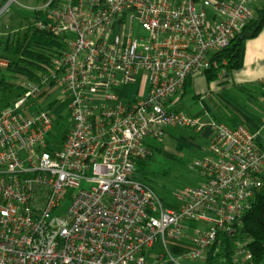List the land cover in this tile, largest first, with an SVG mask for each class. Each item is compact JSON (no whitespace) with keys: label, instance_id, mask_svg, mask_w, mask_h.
<instances>
[{"label":"built area","instance_id":"built-area-1","mask_svg":"<svg viewBox=\"0 0 264 264\" xmlns=\"http://www.w3.org/2000/svg\"><path fill=\"white\" fill-rule=\"evenodd\" d=\"M43 1L36 26L66 47L36 74L10 73L22 91L0 98V264H207L264 185V109L251 130L174 99L199 76L226 79L221 53L259 18L257 0ZM13 6L25 7L0 0V18ZM166 126L211 131L175 207L134 178ZM183 238L194 247L175 256ZM247 244L233 241L235 264H255Z\"/></svg>","mask_w":264,"mask_h":264},{"label":"trees","instance_id":"trees-1","mask_svg":"<svg viewBox=\"0 0 264 264\" xmlns=\"http://www.w3.org/2000/svg\"><path fill=\"white\" fill-rule=\"evenodd\" d=\"M257 7L259 18L253 21L245 30V32L252 33V38L259 36L264 30V5L260 7L257 5ZM43 17L44 13L42 11L22 9L19 6H15L6 14L7 19L17 21L16 25L18 27H16L17 30L14 33L0 36L1 54L8 63L5 71L0 73V98L2 101L7 102L8 97L22 91L17 83L10 80L15 78V74L10 73L36 74V71L51 66L52 59L57 57L66 47L64 37L56 36L36 26V22ZM240 37L236 36L229 47L221 53V56L228 61V76L226 79L218 80L215 74L209 73L205 77L209 85L217 84L221 87L231 79L234 72L243 68L248 39H240ZM190 85L191 82L188 81L183 94L186 93V89ZM195 98L199 99V95H196ZM64 126H66L65 116H62V121L55 126L54 132L59 133ZM155 150L156 147H154L148 159L136 161L134 175L135 179L146 183L153 189L150 180L153 181L151 175L154 170L151 169V165ZM162 173L164 175L168 174L167 171H162ZM235 239L248 241L247 248L252 252L254 263L264 264V185L256 193L251 209L243 216L237 235L219 234L217 241L206 255L207 264H235V249L233 247Z\"/></svg>","mask_w":264,"mask_h":264},{"label":"rangeland","instance_id":"rangeland-1","mask_svg":"<svg viewBox=\"0 0 264 264\" xmlns=\"http://www.w3.org/2000/svg\"><path fill=\"white\" fill-rule=\"evenodd\" d=\"M20 5L25 6L27 9H32L41 6L43 0H19ZM256 5H264V0H257ZM18 7V6H17ZM21 7V6H19ZM21 7L22 9H26ZM15 6L12 7L14 9ZM10 9V10H12ZM17 21L9 20L6 15L0 18V36H6L12 34L17 30ZM15 25V26H14ZM5 69H1L0 73ZM11 81L20 84L21 79L19 77L11 78ZM227 84H224V92L231 95L232 98H238L242 100V94L235 88H225ZM221 86V85H220ZM221 86V88L223 87ZM145 87V81L136 89H141L143 93ZM217 84H208L206 79L199 76L195 79L187 89L186 93L182 96H177L174 102H180L179 109L187 113H196L209 107H214L215 98H218L215 92V88H218ZM129 89V88H127ZM125 90V89H124ZM200 94L201 98L196 99L195 95ZM206 140L199 133L193 130L176 129L170 126L165 127V135L160 140L154 141L156 147L151 169L156 171L152 172L151 184L157 194L164 200V202L172 207L177 206L178 201L176 196L182 190L184 186L195 185L198 183L199 177L196 172L190 169L191 163L198 158L204 157L206 153ZM162 171H167L168 174L164 175ZM70 200L66 199L62 201L58 214H64L70 207ZM188 239V238H187ZM191 240L188 239V242ZM185 247H182L184 249ZM171 251L175 256H181L182 249H175L170 246ZM155 253L164 252V248L161 243L156 244L152 249Z\"/></svg>","mask_w":264,"mask_h":264},{"label":"crops","instance_id":"crops-1","mask_svg":"<svg viewBox=\"0 0 264 264\" xmlns=\"http://www.w3.org/2000/svg\"><path fill=\"white\" fill-rule=\"evenodd\" d=\"M246 54L244 66L242 69L234 72L231 79L226 83L225 88H235L242 95V100L232 98L227 92H224V86L215 88L218 98H215L214 107H208L196 113L201 114L207 112L217 120L227 123L230 127L245 126L251 130H258L260 127V118L264 109V89L261 79L264 77V30L259 36L250 38L246 42ZM125 93L129 96L134 95V87H128ZM184 94L180 97L182 98ZM199 99L201 98L200 94ZM195 95V96H196ZM180 102L177 106L179 108ZM187 113V112H186ZM209 143L211 137L210 129H204L199 133ZM208 145V144H207ZM206 145V147H207ZM154 146V145H153ZM190 240V239H189ZM175 249H182V254H185L194 246L188 242L187 238L181 241L171 243Z\"/></svg>","mask_w":264,"mask_h":264},{"label":"water","instance_id":"water-1","mask_svg":"<svg viewBox=\"0 0 264 264\" xmlns=\"http://www.w3.org/2000/svg\"><path fill=\"white\" fill-rule=\"evenodd\" d=\"M250 38H252V33L250 32H246L240 37V39H250Z\"/></svg>","mask_w":264,"mask_h":264}]
</instances>
